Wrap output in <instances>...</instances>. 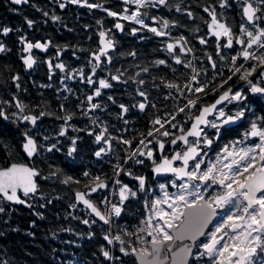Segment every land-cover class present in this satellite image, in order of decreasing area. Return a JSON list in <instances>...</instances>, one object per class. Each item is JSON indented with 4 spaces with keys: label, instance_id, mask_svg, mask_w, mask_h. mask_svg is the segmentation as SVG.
I'll use <instances>...</instances> for the list:
<instances>
[{
    "label": "trees",
    "instance_id": "16d2710c",
    "mask_svg": "<svg viewBox=\"0 0 264 264\" xmlns=\"http://www.w3.org/2000/svg\"><path fill=\"white\" fill-rule=\"evenodd\" d=\"M133 1L155 7L170 20L172 32L186 38L193 54L194 78L182 91L190 73L188 54L181 53L176 45L169 49L167 39L153 32L151 20H144L149 25L146 27L129 19L131 8L124 9L115 0H30V5L37 8L32 15H37L39 21L42 10L46 9L45 33L56 45L55 49H62V57L70 54L72 59L71 53L76 50L79 63L85 58V63H89V53L98 48L99 33L103 29L110 31L109 63L104 61L90 76V68H83L81 64L79 70L83 80L70 82L64 90H94L96 79L108 68V72L121 80L112 82V102L125 103L127 109L125 114L111 111L109 159H93L86 149L78 151L74 158L65 157V143L60 142H48L51 150L32 157L31 164L38 170L37 189L25 196L28 204L11 205L0 200V264H136L133 254L127 252L128 243L138 250L151 238L139 239V199L129 189L128 196L121 200L117 188L131 181L134 188L139 185L138 180L132 179L139 172L131 170L128 175L125 171L130 170L143 139L173 116L176 103L183 107L176 119L181 121L190 118L200 104L207 103L218 92L224 89H230L231 93L240 91L238 100L230 99L224 104L225 110L235 113L242 109L244 117L240 123L243 127L256 123L264 128V0H249L255 8L252 22L242 16L241 6L245 0ZM8 7L9 0H0V25L10 22L6 13ZM59 7H62L56 12L59 22L50 21V10ZM21 13L18 17L24 11ZM211 20L223 24L228 36L211 34ZM118 21L120 30L115 27ZM51 22L57 26L52 27ZM245 31L249 35H245ZM250 35L252 38L257 35L261 43H249ZM244 48L250 54L248 59L242 54ZM9 57L0 56V90L12 88L6 76L13 65ZM65 63L71 67L70 63ZM87 79L92 81H85ZM49 81L46 68L40 66L30 86L22 85L20 90H31L32 106L45 107L51 114L58 108L51 92L57 89V84L56 80L51 84ZM253 82H259L262 90L253 92L250 89ZM199 85L202 88L195 90ZM0 125L4 127L1 119ZM224 131L221 139L237 134L233 130ZM0 139L5 141L1 136ZM9 144L5 141L7 147ZM98 161L106 168L96 167ZM97 179L107 181L106 193L113 183L116 191L113 202L119 209L111 213L109 225L118 237L112 248L107 224L78 211L74 203L75 191L89 189L91 182ZM111 254L114 256L110 263Z\"/></svg>",
    "mask_w": 264,
    "mask_h": 264
},
{
    "label": "flooded vegetation",
    "instance_id": "af4514ba",
    "mask_svg": "<svg viewBox=\"0 0 264 264\" xmlns=\"http://www.w3.org/2000/svg\"><path fill=\"white\" fill-rule=\"evenodd\" d=\"M9 2L10 7L7 8L6 13L10 22L1 23L0 25V56H4L5 54L9 55V59L13 62L9 74L6 75L10 79L12 88L11 90H0V119L4 125V127L0 125L2 133L0 136L3 140L11 144L7 147L5 141H1L0 139V168L6 167L10 163H23L34 167L31 164L32 157L44 155L45 151L52 149V145H47L48 142L65 143L63 146L64 150L66 149L64 153L65 157L74 158L78 151L82 152L86 149L87 151L85 152H88L93 159H109L111 154V129L109 127L111 111L114 109L125 114L127 109V104L125 103L112 102V82L118 83L121 80L116 75H112V73L108 72V68H105L103 70V75H100L96 79L97 86L94 90L64 89H67V87H69L68 84L74 80L77 81V83L83 80L79 70L81 69V64L83 68H90L91 72L88 75L90 76L95 73V70H97L104 61V63H109L110 56L107 52L110 49L98 53L97 56L95 54L100 48L101 40H109L111 46V39L109 37L110 31L103 29L99 33L97 39L98 48L89 53V63H85L87 60L86 58L82 63H79L80 58L76 50L71 53L72 59H70V54L67 57L63 56L65 58L63 59L62 49H55L56 45L52 44L50 37L45 33L48 16L46 9L42 10L39 21L37 15H32L33 10L37 8L30 5V0H23L21 2L9 0ZM59 3L62 4V2ZM22 10L24 11L23 15L18 17L19 12L22 14ZM61 10L62 7L57 8V10L51 9L52 15L50 21L59 22L60 19L56 12ZM3 13L4 11L2 10L1 15H3ZM115 13L117 14V12ZM52 22L51 26L56 27L57 24L53 26ZM142 25L149 27L146 23H142ZM169 25L172 31L170 20ZM158 26V23L151 25L153 32L167 39L166 43L169 49L176 45L182 53L183 48L181 44L160 33V28ZM115 27L117 30H120L119 21L115 23ZM65 61L67 64H71L70 68L66 65ZM40 66L46 68L48 78L50 79L49 83L51 84L52 81L56 80L57 84V89L51 90V92L54 96L55 106L57 105L58 108L57 112L52 111L51 114L47 112L45 107L39 109L32 106L31 90H20L22 85L30 86L31 79L37 75ZM69 72H71L72 76H68ZM85 81L91 82L92 80L87 79ZM252 84L260 86L259 82H253ZM201 88L202 85H199L195 90ZM250 89L253 90L251 86ZM259 90H262L261 86ZM232 95L233 93H231L229 99L226 101L227 104L230 102V99H232ZM226 102L224 104H226ZM224 104L221 105L213 115L208 117L206 124L201 127L200 133L197 136H189L185 140L178 137L186 130L192 117L197 113L202 104L198 106L196 113L191 115L190 118L185 117L181 121H177L178 114L183 110L182 107L177 115L171 116L143 139L138 154L133 158L134 162L129 166L130 170L125 171L128 175L131 170L139 172V175L132 176L133 180H138L139 185H136V188H134L132 181L128 185H122L127 191L130 189L131 193L133 195L135 194V197L139 199V220L141 222L159 221L161 220L160 213L175 209V223L172 224H176L178 220L182 218V213L186 205L200 203L202 198L211 203L208 194L211 188L209 189V187H207L208 179H204L205 170L208 169V166L214 167L216 165L214 159L225 147L238 142L241 138H244L246 143L253 144L258 140L257 138L259 135L264 132V128L256 123H252L248 127H243L240 123L242 119L235 125H227L225 123L226 117L238 114H242L244 117V112L242 109H240V111L238 109L235 113H229L225 110ZM137 106H139V103ZM188 119L189 121L186 123ZM255 126L260 127L261 131L257 137L251 138L248 133L251 128ZM227 128L231 129L227 130ZM232 130L234 132L236 131L237 134L233 135L231 132L230 138H220L223 131ZM25 142L30 143L27 148L24 147ZM31 143L34 145L32 146ZM68 143V148H66V144ZM189 148H193L194 150L189 153V156H191V154L194 155L184 162L182 155ZM247 158H253L255 160V151H248ZM161 163L166 167L167 173L155 175L153 167ZM100 164V162L97 163L96 167L106 168L104 165L102 166V164ZM183 165L186 168L185 176L176 178L175 172H169V170L182 167ZM91 167H93L92 170H96L95 166ZM257 167H259V169L264 168L263 152L258 153L256 163L254 161L250 167L247 165L248 170H245L241 178L237 176V179H240L241 182L237 181L238 184L236 183L234 188L239 194V197L242 198L246 209L257 206L259 211L260 205L264 203L258 202L257 197L263 193L264 190L258 193L255 203L247 206L244 200L246 189L241 188L243 181L251 175ZM231 180L232 179L228 181ZM98 183H103V185L97 186L93 190L92 187ZM211 186H213V184H211ZM106 188L107 181L97 179L91 182L89 189H78L77 191H82L85 197L92 201V203L103 212L102 200L104 199ZM198 191H200V193H197ZM18 194L25 201V196L29 195L20 190ZM117 194L118 198L121 200H124L128 196V193H123V190H118ZM1 199L4 200L0 195V200ZM4 201L11 205H18L12 204L6 200ZM74 203L78 211L82 210L85 215L88 213V210L84 206L75 201ZM225 207L226 206H224V208L215 206V219L209 229L195 240L194 248L189 258V264H218L217 262L214 263L217 258L214 257L216 254L213 253L215 252V248L219 247L221 241L219 238L210 236V232L213 223L220 216L219 214L222 216L223 211H226L227 208L225 209ZM118 209V204L113 202L114 212ZM256 224H259V222ZM240 226L241 222L238 221L236 227L239 228ZM170 235L169 232L168 236L158 235L151 239H160L162 237H169ZM213 238L216 239L215 246L211 250L205 251L203 247ZM149 249V244L147 246L145 244L142 248V250ZM239 254L238 251L234 253V264L237 263Z\"/></svg>",
    "mask_w": 264,
    "mask_h": 264
},
{
    "label": "water",
    "instance_id": "95a60500",
    "mask_svg": "<svg viewBox=\"0 0 264 264\" xmlns=\"http://www.w3.org/2000/svg\"><path fill=\"white\" fill-rule=\"evenodd\" d=\"M21 2L23 0H10ZM241 12L243 18L247 22H252L255 15V8L249 0H245L241 6ZM117 25V24H116ZM257 39V35L254 36ZM230 42L228 41V44ZM109 40H101L100 48L95 54L110 49ZM250 54H245V59H248ZM209 62L212 65V61L209 58ZM213 67V65H212ZM251 88L253 92H257L260 86L252 84ZM231 95L230 89H224L218 92L210 101L202 104L197 113L192 117L186 130L178 137L185 140L189 136H197L200 133V129L207 122L209 116L213 115L215 111L223 105ZM239 94H233L232 99L237 100ZM243 118L242 114L229 115L225 118L227 125H235ZM261 129L258 126L251 128L248 135L251 138H255L259 135ZM264 141V140H263ZM30 145L29 142L24 143V147L27 148ZM33 146L34 144L31 143ZM194 151L193 148H189L182 155V159L185 162L189 156V153ZM30 153V152H29ZM193 153V152H192ZM154 174L167 173L166 167L161 163L153 167ZM38 170L35 167L29 166L23 163H10L6 167L0 168V195L4 200L12 204L26 205L27 202L18 194L19 190L25 194H33L37 189L35 175ZM169 172H175L176 178H180L186 175V168L183 165L179 168L169 170ZM103 183H98L92 187L94 190L97 186H102ZM241 188H245L244 200L247 206L256 202V196L261 190H264V168L256 170L249 175L242 183ZM74 201L84 206L88 212L100 222H105V218L102 212L85 197L82 191H76L74 194ZM216 208L209 201L204 198L200 203H194L186 205L182 218L178 220L176 224H172L169 228L170 236L162 237L160 239L151 240L149 243V250H136L134 252V260L136 264H189V258L194 248V242L197 238L209 229L212 222L215 219ZM258 222L264 226V204L260 205L258 211ZM216 244V239L209 240L203 249L205 251L211 250ZM236 264H245L242 254L238 255Z\"/></svg>",
    "mask_w": 264,
    "mask_h": 264
},
{
    "label": "rangeland",
    "instance_id": "374dc122",
    "mask_svg": "<svg viewBox=\"0 0 264 264\" xmlns=\"http://www.w3.org/2000/svg\"><path fill=\"white\" fill-rule=\"evenodd\" d=\"M128 18L138 23H145L144 17L137 15L134 10H131ZM209 30L211 34L217 37L228 36L227 28L214 20L209 22ZM245 35H249V32L245 31ZM249 41L251 44L261 43L259 39H254L251 35ZM246 53V49H242V54ZM68 76H72L71 72L68 73ZM238 93L240 94V91ZM192 103L190 102V104ZM263 136L264 132L259 135L258 140L253 144H248L244 141V138H241L238 142L225 147L215 157L216 165L214 167L208 166V169L205 170L204 179H208L207 187L211 188L208 192L209 200L216 207L224 208L226 206L225 209L227 208L226 211H223L222 216L219 214L220 216L213 223L210 232V236L219 238L221 241L219 247L215 248L213 253L216 254L214 257L217 258L214 263L234 264V253L238 251L244 257L245 264H264V227L260 223L256 224L258 222V207L246 209L242 198L239 197L234 188L237 181H240L237 176L241 178L245 170H248L247 165L250 167L254 161L257 162L258 153H264ZM253 150L255 151V160L253 158L248 159L247 152ZM230 179L232 180L228 181ZM118 190L128 193L124 186L118 187ZM197 193H200V191ZM257 200L264 203V192L257 197ZM175 211L174 209L160 213L161 220L159 221L141 222L139 239L142 237L143 240H146L158 235L168 236L169 227L172 223H175ZM238 221L241 222L239 228L236 227ZM150 241L151 239L147 240L146 246Z\"/></svg>",
    "mask_w": 264,
    "mask_h": 264
},
{
    "label": "built area",
    "instance_id": "2783aa9c",
    "mask_svg": "<svg viewBox=\"0 0 264 264\" xmlns=\"http://www.w3.org/2000/svg\"><path fill=\"white\" fill-rule=\"evenodd\" d=\"M117 2L120 3V5L131 8V10H134L136 12L137 15L144 17V19H150L152 22L158 23L159 24V28H160V33H162L164 36H166L167 38H171L176 40L177 42H179L180 44H182L184 51L188 54V68L190 70V75L188 80L185 82V84L183 85L186 86L190 80L193 77V65H192V58H193V54H192V50L189 47V45L187 44L184 36L176 34L174 32L171 31L170 29V25H169V20L163 16L159 11H157L152 5H150L149 3L143 2V1H130V0H115ZM182 87V88H183ZM180 106L178 105V103H176V107H175V115L180 111ZM113 195H114V186L113 184L111 185V187L109 188L105 198L102 201V209L104 210V213L107 217V235H108V240L110 243V247H113V243L114 241L117 239V234L113 233L111 231V227L109 225V219H110V215H111V210H112V201H113ZM127 252L128 253H132L133 252V248L131 245L128 246L127 248ZM113 256L111 254L110 257V263L113 259Z\"/></svg>",
    "mask_w": 264,
    "mask_h": 264
},
{
    "label": "bare ground",
    "instance_id": "6f19581e",
    "mask_svg": "<svg viewBox=\"0 0 264 264\" xmlns=\"http://www.w3.org/2000/svg\"><path fill=\"white\" fill-rule=\"evenodd\" d=\"M179 35H180V34H179ZM27 204H28V203H27ZM27 204H26V205H27Z\"/></svg>",
    "mask_w": 264,
    "mask_h": 264
}]
</instances>
